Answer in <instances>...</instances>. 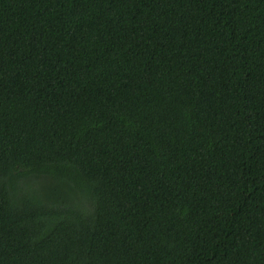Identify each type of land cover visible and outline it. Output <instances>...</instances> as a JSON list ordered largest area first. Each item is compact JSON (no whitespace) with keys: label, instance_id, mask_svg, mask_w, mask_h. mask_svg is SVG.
<instances>
[{"label":"trees","instance_id":"obj_1","mask_svg":"<svg viewBox=\"0 0 264 264\" xmlns=\"http://www.w3.org/2000/svg\"><path fill=\"white\" fill-rule=\"evenodd\" d=\"M0 264H264V0H0Z\"/></svg>","mask_w":264,"mask_h":264}]
</instances>
